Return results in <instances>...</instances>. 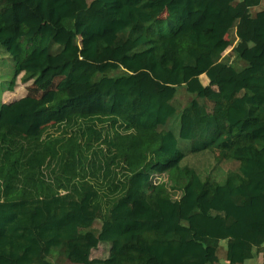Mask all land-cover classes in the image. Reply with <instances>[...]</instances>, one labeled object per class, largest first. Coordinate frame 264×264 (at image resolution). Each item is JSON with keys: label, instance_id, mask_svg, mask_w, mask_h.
Returning <instances> with one entry per match:
<instances>
[{"label": "trees", "instance_id": "trees-1", "mask_svg": "<svg viewBox=\"0 0 264 264\" xmlns=\"http://www.w3.org/2000/svg\"><path fill=\"white\" fill-rule=\"evenodd\" d=\"M262 1L0 0V47L14 65L6 90L18 77L31 82L0 103V136L9 138L0 142L9 165L0 198L14 194L22 154L49 125L82 119L88 144L117 124L121 134L154 136L144 160L148 146L126 136L125 189L97 229L101 206L87 182L80 196L0 200V264H51L54 248L71 264H242L264 250V11H254ZM37 36L21 58L19 42ZM232 46L241 69L226 53ZM178 87L193 95L183 109L172 104ZM79 151L57 154L62 169L73 170ZM204 156L219 179L207 163L188 164ZM224 163L235 168L222 171ZM100 245L105 256L91 257Z\"/></svg>", "mask_w": 264, "mask_h": 264}, {"label": "rangeland", "instance_id": "rangeland-1", "mask_svg": "<svg viewBox=\"0 0 264 264\" xmlns=\"http://www.w3.org/2000/svg\"><path fill=\"white\" fill-rule=\"evenodd\" d=\"M91 1V0H86ZM20 43V42H19ZM232 52H228L229 56ZM233 62L235 63V67L237 69H241L244 67V64L240 61H235V59L232 57ZM14 70V65L11 61H8V57L6 55V52L0 47V103L1 102H8L11 101L17 97H21L23 95H26V93L30 92L31 82L22 83L18 79L16 80L14 91L13 93L8 92L6 90V87L9 83V80L11 78V74ZM120 73V70L112 71L110 72V77H116ZM206 82V78L204 77L203 83ZM32 93V92H31ZM193 98V95L188 94L183 87H178L176 94L174 96V99L172 100V104L178 108L183 109L188 105L190 100ZM89 121H92L91 119H88ZM105 119H101V125H105ZM59 125V124H56ZM49 134L52 136H59L60 133L63 131L62 128L55 125H49ZM115 128V127H114ZM113 130L115 131V129ZM121 134V133H120ZM127 136V135H126ZM126 136H120L119 137V143L120 146H115L119 153H122L120 155L118 160H105L103 156L97 155L96 147H94L95 153L92 151L90 154H88L87 157H84L83 151L81 152H74L73 161H72V169H69L66 167L67 173L69 174L70 180H71V187L70 191L77 196H80V185L83 182H87L88 184L92 185L93 188L96 190V197L95 200L100 203L101 210L98 214V219L94 222L93 227L99 228L101 225L102 220L105 218V213H107V205L109 202L123 192L125 189V181L126 176L128 175V171H124V160H127L130 158V154L126 153V150L129 148L127 146V140L130 138H127ZM131 136V139H133L134 142H136L137 145L141 143H145L146 146H148L147 151L143 152V159L148 158L152 151L154 150L152 146H154V136L150 133H143L140 136L138 135H129ZM112 136H109L110 140ZM27 143L25 144V149H27ZM113 146V145H112ZM109 143L106 147L110 149L112 147ZM121 147V148H119ZM143 150L144 145H142ZM2 150V149H1ZM130 151V150H129ZM3 157V151H0V175L3 177L5 173L9 170V165L7 163L1 160ZM8 158V157H7ZM49 158V157H48ZM210 156H204L202 158H199L197 160H191L188 162L189 165L192 167H195L197 170H204L206 167L203 165V163L208 164V168L206 171L212 172L211 170V163ZM58 163V162H57ZM7 165V166H5ZM71 166V165H70ZM131 168L133 166L131 165ZM222 169V171H225L227 169H234L235 164L233 163H224L221 164L219 169ZM46 174H54V176L58 175L60 176L62 173V167L59 164H54L51 162L45 167ZM56 172L51 173V172ZM213 177L219 179L221 176L220 171L217 169L212 172ZM64 194V193H63ZM50 195H54V193H51ZM17 196L16 194H10L8 196H4L5 199H15ZM18 199V198H17ZM107 204V205H106ZM220 247L223 248V246L220 245ZM107 253V246L106 245H100L96 247L91 252V257L94 258H101L104 257ZM48 260L51 264H71L67 261L65 258V253L62 248H54L51 250L50 255L48 257Z\"/></svg>", "mask_w": 264, "mask_h": 264}, {"label": "crops", "instance_id": "crops-1", "mask_svg": "<svg viewBox=\"0 0 264 264\" xmlns=\"http://www.w3.org/2000/svg\"><path fill=\"white\" fill-rule=\"evenodd\" d=\"M255 12L264 11V1H262L257 7L254 8ZM39 37L37 36L34 41L30 43L20 42L19 45L22 49L21 58L27 57L31 51L38 46ZM233 46L229 48L226 53L231 52ZM234 56H231V58ZM204 74L200 75L199 78L203 85ZM207 84V80L205 82ZM4 103V102H2ZM81 120H71L59 123V125L54 124L55 126H59L63 129L59 136H52L49 134V127H45L38 138L33 139L29 146H34L35 151H28L27 153L22 154V158H20V169L16 175V177L12 181V187L14 190V194L26 193H35V194H45V193H54V194H63L66 192H71V180L69 174L67 173L66 166L63 167L62 173L60 176L54 174H46L45 167L53 162L57 163V154L61 155L64 153L67 155V152H71L73 149V145H79L80 151H83L84 157H87L92 151L95 153L94 147H96L97 155L103 156L105 160H118L120 157L119 151L112 146L111 140H119L120 136L133 135V133H125L120 134L123 129L118 124L116 126L110 127L107 135L103 136L101 139H96L92 141V143L88 144L89 137L86 135L79 134V125L83 129ZM106 127V124L104 125ZM115 127V128H114ZM102 129V125H98L97 129ZM115 129V131L113 130ZM112 136L111 140L107 137ZM9 138L7 136H0V142L3 143L7 141ZM2 140V141H1ZM87 143V144H86ZM110 144L112 147L108 149L107 144ZM117 146H120V143H116ZM89 146V148H88ZM68 149V150H67ZM56 151V153H54ZM79 151V152H80ZM264 153V152H263ZM49 157V158H48ZM38 159L42 162V165H33L30 166L29 162H33V159ZM127 164L124 165V171L127 172ZM57 174L55 171L51 172ZM4 187L2 182L0 181V191L3 190ZM2 196V195H1ZM3 196L0 200H3ZM264 218V214L262 216ZM186 225V224H183ZM219 245L226 246V241H219ZM242 242L235 241L232 247V253L234 256H237L239 250L241 248ZM175 255V254H174ZM264 262V250L258 254L257 257L245 260L242 264H262ZM220 264H237L235 262L225 261L223 259L220 260Z\"/></svg>", "mask_w": 264, "mask_h": 264}]
</instances>
